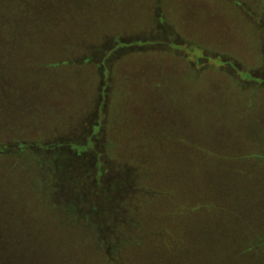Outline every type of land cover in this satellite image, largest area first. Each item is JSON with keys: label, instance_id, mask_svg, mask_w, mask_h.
<instances>
[{"label": "rangeland", "instance_id": "rangeland-1", "mask_svg": "<svg viewBox=\"0 0 264 264\" xmlns=\"http://www.w3.org/2000/svg\"><path fill=\"white\" fill-rule=\"evenodd\" d=\"M38 3V23L41 5L33 4L31 17L5 21L12 24L3 34L15 42L2 36L13 58L0 70L1 245L28 247L23 237L5 242L4 233L74 234L69 208L90 201L97 176L112 183L123 174L121 211L153 217L165 196L146 171L155 154L162 188L179 203L182 193L190 205L225 197L214 169L229 163L209 150L245 157V171L264 182V0ZM179 150L191 156L189 167L177 162ZM256 210L247 211L261 217L254 229L264 224V206ZM117 215L104 216L107 232ZM202 217L184 233L195 237L206 222L221 229L219 215ZM215 264H226L224 253Z\"/></svg>", "mask_w": 264, "mask_h": 264}, {"label": "trees", "instance_id": "trees-1", "mask_svg": "<svg viewBox=\"0 0 264 264\" xmlns=\"http://www.w3.org/2000/svg\"><path fill=\"white\" fill-rule=\"evenodd\" d=\"M38 2L39 0H0V70H9L10 60L13 58V55L9 53L8 45L5 44L7 41L2 42V36L5 37L4 40L9 37L3 33L7 34L6 31L12 24V21L5 22L6 19L15 17L16 14L19 15V21L22 18L31 17L33 4H39ZM39 5L41 6L34 10L36 17L33 18L37 23L39 22L37 16L43 15L41 11L45 7L44 3ZM47 12H51V9ZM52 22H58L57 18ZM12 38L13 41L10 38L8 40L10 39L13 43L15 39L13 36ZM214 152L220 153L218 158L225 159V162L229 163L227 166L222 164L219 166L220 163H217L218 170L214 169L216 174L214 183L219 185V189L225 191L224 198L212 197L205 202L199 200L190 205L182 193L180 203L178 199L174 201L175 193L162 188V185L164 187L165 185L158 172L161 170L164 173L163 166L159 165L160 157L155 154L148 158L151 163L146 171L153 178L152 184L163 190L164 193L159 194L165 196L162 199L163 202H157V206H160L155 207L153 217L130 218L127 213L125 215L121 211L123 203L122 198L118 197V184L124 178L123 174L118 175L112 183L111 180L97 176L93 183L95 190L90 201L84 203L78 200L69 208L74 213L70 214L72 218L67 224L78 227L74 234L70 235L68 230H56L52 233L36 231H26L27 234L4 233L1 238L5 242L10 240L9 244L21 245L24 238V245L28 247L16 248L19 245L0 244V264H215L221 260L223 253L226 264H264V224L254 229L255 219L259 218L261 221V217H256V213H253L254 217L247 214L252 207H257V212L263 208V199H259L257 197L259 195L255 199L251 192L256 193L259 189V193H262L264 182H259L260 180L245 171L244 164L240 162L245 161L246 159H243L245 157L242 158L231 152L209 150L207 153ZM178 154L181 155L178 156L177 162L182 160V167H189L191 163L187 159L191 156L180 150ZM192 158L195 162L197 158L200 159L198 156ZM237 161L240 163H235ZM98 168L101 172L106 170L104 160L101 158ZM214 183L211 184L215 185ZM139 202L138 208L143 212L146 206L141 204L142 200ZM116 213H118L116 221L112 222L111 229L107 232L109 224L106 223V217L112 214L111 218H114ZM189 215L191 220L200 218L196 221L197 223L203 220L202 216L219 215L221 229H215L217 226L215 222H206L205 231L194 234L195 237L188 236L187 230L185 229L187 233H184L183 227L191 221ZM143 220L149 228L140 229L145 226V224L140 226ZM123 225L129 229L120 232L119 227ZM151 225H154L155 229L151 228ZM211 227L213 228L210 229ZM85 228L90 230L84 232ZM215 235H221L222 245L213 243ZM201 243L209 245L207 253L202 255L199 254ZM35 251L40 257L33 253ZM22 252H28L29 257L24 258Z\"/></svg>", "mask_w": 264, "mask_h": 264}]
</instances>
